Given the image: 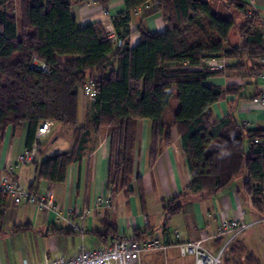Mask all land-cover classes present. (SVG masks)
Here are the masks:
<instances>
[{
  "label": "trees",
  "instance_id": "trees-1",
  "mask_svg": "<svg viewBox=\"0 0 264 264\" xmlns=\"http://www.w3.org/2000/svg\"><path fill=\"white\" fill-rule=\"evenodd\" d=\"M147 1L123 0L124 10L111 19L121 41L117 45L105 39L100 22L79 26L67 0H0V134L7 126L26 124L29 147L42 121L72 127L70 149L33 164L36 180L61 183L67 167L84 156L91 131L106 127L110 141L107 187L130 194L137 121L151 122L149 164L170 144L175 127L191 175L188 192L212 195L244 174L242 189L251 206L264 211V130H248L230 116L213 120L210 107L231 87L207 84L222 71L200 68L202 59L212 57L236 59V68L264 58V38L254 30L256 14L248 18L245 3L227 0L223 3L227 10L234 9L242 17L238 26L232 13L221 16L210 0H159L150 15L160 14L166 29L149 32L140 23L130 31L133 10ZM235 28L237 44L231 41ZM133 33L139 41L131 47ZM25 50L45 63L48 72L19 63ZM60 56L68 57L59 61ZM86 81L94 83L96 95L92 113L80 126L79 95ZM173 101L178 103L176 109H172ZM136 193L143 204L140 177ZM165 209L173 214L180 207L169 204ZM107 228L114 230V225ZM146 233L147 229L134 230L133 237L143 238ZM227 254L237 256L233 264H262L240 243L229 245L222 263L229 264Z\"/></svg>",
  "mask_w": 264,
  "mask_h": 264
},
{
  "label": "crops",
  "instance_id": "crops-1",
  "mask_svg": "<svg viewBox=\"0 0 264 264\" xmlns=\"http://www.w3.org/2000/svg\"><path fill=\"white\" fill-rule=\"evenodd\" d=\"M71 3V12L79 26L92 22H100L104 28L119 12L124 10L123 0H110L106 5L97 0H85ZM227 0H210L213 8L221 15L235 17L238 26L242 17L234 9L223 5ZM245 3L246 10H252L258 22L254 30L264 28V0H237ZM142 12L133 14L129 23L130 31H134L141 23L149 32H163L166 24L160 14ZM113 26V25H112ZM232 43L239 42L237 28L232 34ZM139 35L133 33L129 37L130 46H135ZM25 50L18 62L28 58ZM224 57V56H221ZM62 61L60 57H57ZM225 58L226 66L221 75L209 78L206 83L231 91L210 107L213 120L230 116L235 122L244 125L248 130H264V102L258 100L264 92V66L256 62L247 63L236 68V59ZM28 60V59H27ZM229 66V67H228ZM79 113L80 126L85 124L92 113V100L80 94ZM90 101V103L88 102ZM178 103L172 102V109ZM78 113V121H79ZM170 116V112L167 114ZM52 130V129H51ZM51 131L43 137V140ZM172 141L163 146L154 160L149 164V146L151 141V122L138 120L135 127V146L133 150V174L129 188L130 194L124 190L113 192L107 187L109 174L110 141L106 127L91 131L87 149L78 162L71 163L66 170V178L61 183L36 180L35 165H24L16 168L15 176L26 189L40 194H50L61 207V217L52 213L39 211L34 205L15 204L11 197L0 196V264H44L56 257H67L75 254L82 247L93 249L106 246L113 237H133L134 230H145L143 238L156 236L164 242H175L174 233H179L180 242H190L203 236H215L219 224L224 219L237 218L250 224L249 228L239 234L232 242L240 243L264 264V211L254 209L244 193V174L238 175L226 188L212 195L206 192H188L191 180L186 158L182 151V143L175 127L171 129ZM28 138V126L13 128L7 126L0 134V175L8 165L15 163L16 157L25 151ZM42 142V141H41ZM73 143V132L63 147L53 151L54 156L70 149ZM39 162L44 158L40 147ZM141 178L143 188V204L136 193V179ZM98 197L110 199V207H95ZM179 206L177 213L168 214L165 206ZM90 209L89 214L81 216L82 211ZM75 210L76 214L67 218V212ZM72 224L82 226L75 231ZM114 225L107 228V225ZM26 226L27 228H23ZM108 230V231H107ZM106 232H108L106 234ZM96 233H101L98 237ZM105 233V234H104ZM230 237L205 240L202 245L215 252ZM230 244V245H231ZM236 255H226L229 264H233ZM242 256V255H241ZM191 255H182L176 246L164 252H146L140 255L139 264H193ZM225 264V262H223ZM228 264V263H227Z\"/></svg>",
  "mask_w": 264,
  "mask_h": 264
},
{
  "label": "built area",
  "instance_id": "built-area-1",
  "mask_svg": "<svg viewBox=\"0 0 264 264\" xmlns=\"http://www.w3.org/2000/svg\"><path fill=\"white\" fill-rule=\"evenodd\" d=\"M159 0H149L143 5L135 8L133 14H139L142 12H152L158 4ZM253 0H249L248 3H252ZM248 18L253 17L252 10H246ZM264 38V28L258 30ZM105 39L113 40L120 45L121 41L117 39L116 32L111 22L105 27ZM28 58H23L20 63L40 70L42 72H48V67L45 63L39 61L31 51ZM28 59V60H27ZM259 66H264V58H259L255 61ZM226 62L224 57H212L208 59H202L200 68H204L210 71H223L225 69ZM264 75V74H262ZM80 93L87 99L93 100L96 95V88L93 82L86 81L80 89ZM259 101L264 102V92L259 96ZM53 126V122L50 120L42 121L38 124L34 139L29 147L24 152L16 157L13 165H8L0 175V193L7 194L12 198L15 204L27 203L34 205L37 210L52 213L57 217H61V207L54 201L50 194H40L30 191L23 187L16 178V168H20L24 165H32L40 158L39 141L46 136ZM255 142H258L256 139ZM264 196V190L261 192ZM97 207H110L111 202L107 197H98L95 200ZM90 209L82 211L81 216L89 214ZM76 214L75 210H69L67 212V218ZM264 221V218H261ZM250 224L242 222L237 218L224 219L217 229L215 236H203L198 240L190 242H180L179 233H174L175 242H164L158 239L156 236L149 238H135V237H113L111 241L103 247H96L93 249H86L82 247L72 256L56 257L51 260H47L44 264H139L140 255L146 252H164L169 247L176 246L182 255H191L194 258L193 264H221L223 256L231 242L242 232L249 228ZM72 228L75 231H81L82 226L72 224ZM229 234L230 237L226 240L215 252L206 249L202 243L205 240L223 237Z\"/></svg>",
  "mask_w": 264,
  "mask_h": 264
},
{
  "label": "rangeland",
  "instance_id": "rangeland-1",
  "mask_svg": "<svg viewBox=\"0 0 264 264\" xmlns=\"http://www.w3.org/2000/svg\"><path fill=\"white\" fill-rule=\"evenodd\" d=\"M221 16L228 17L229 14L222 13ZM68 56H60L61 60L66 59ZM82 97L79 95V100H81ZM90 103V101H88ZM81 121V115L79 113V121L78 124H80ZM51 133L43 140V138L40 139V147L44 151L42 159L49 158L53 151L57 150L58 148L63 147L65 142L71 138L73 128L67 125L63 124H56L53 125L51 128ZM42 141V142H41ZM138 197V196H137ZM223 264V263H221Z\"/></svg>",
  "mask_w": 264,
  "mask_h": 264
}]
</instances>
